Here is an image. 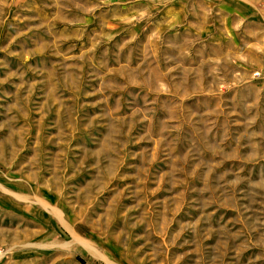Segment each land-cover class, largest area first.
<instances>
[{"label":"rangeland","instance_id":"374dc122","mask_svg":"<svg viewBox=\"0 0 264 264\" xmlns=\"http://www.w3.org/2000/svg\"><path fill=\"white\" fill-rule=\"evenodd\" d=\"M0 264H264V0H0Z\"/></svg>","mask_w":264,"mask_h":264}]
</instances>
